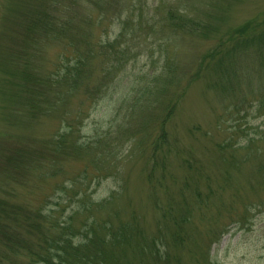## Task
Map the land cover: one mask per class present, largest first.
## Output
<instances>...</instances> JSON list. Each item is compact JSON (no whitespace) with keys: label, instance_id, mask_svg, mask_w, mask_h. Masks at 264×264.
Here are the masks:
<instances>
[{"label":"rangeland","instance_id":"374dc122","mask_svg":"<svg viewBox=\"0 0 264 264\" xmlns=\"http://www.w3.org/2000/svg\"><path fill=\"white\" fill-rule=\"evenodd\" d=\"M106 6L0 0V217L21 235L13 243L32 242L26 217L84 204L83 219L130 220L156 241L114 248V264H264V42L236 46L264 33V0ZM170 12L200 25L169 22ZM82 14L98 50L109 41L122 53L110 49L120 60L108 79L101 63L79 86ZM160 131L166 144L154 152ZM105 231L97 236L109 240Z\"/></svg>","mask_w":264,"mask_h":264},{"label":"trees","instance_id":"16d2710c","mask_svg":"<svg viewBox=\"0 0 264 264\" xmlns=\"http://www.w3.org/2000/svg\"><path fill=\"white\" fill-rule=\"evenodd\" d=\"M106 1L107 0H79V7H81L82 12L96 10H99L98 12H101L105 9V7H107ZM176 16L177 14H173L172 12H170L167 20L169 22H179L177 21V19L182 20V16L186 18V15H179L178 17ZM141 17L142 16L140 15L139 19ZM184 22H191L195 26L200 25L196 21H191V19L189 18H186ZM92 23L93 22L91 16L82 14L79 18V60H74V65L79 69V86L82 82L85 83L84 85H87V77L92 76L91 79H93L95 69H97L98 67L99 71V64L101 63L103 64V68L101 70L102 79H108L112 72L111 70H113V68L115 67L114 64L116 63V61L120 60L119 58L115 60L111 57L109 51L110 49H114L111 47L109 41L101 44L100 50H98V44L94 42L92 31L90 29V25ZM129 23H132L131 18H129L126 22V24ZM146 23H148L147 20ZM121 38L125 39L123 35H121ZM263 39L264 33H260L255 37L239 42L236 46L242 47L243 45H245V42L249 43L251 40H253V42L255 43L263 44ZM114 53L117 57L121 55L122 52L116 51ZM30 54L31 53H28L27 50H25L23 58L29 61H33L31 57H33L34 55L33 53L31 55ZM211 55H213V53H211ZM100 59L102 60V62L99 63ZM97 61L98 65H96ZM25 78L26 76L24 73L22 81H24ZM71 87L72 86H69V89ZM95 87L97 89V83H95ZM223 88L224 87H222L220 91L222 97L224 96ZM69 92H72V90L70 89ZM93 92H95V90H93ZM28 93L30 94L29 91ZM147 100L149 101L148 98ZM163 110L164 106L162 107V111ZM153 115L154 113L149 114V116L151 117ZM153 118H156V115ZM155 137L153 141L155 140ZM155 142L157 143V147H153L154 152H156L159 147L162 148L166 144L164 133L160 131V134L156 138ZM230 146L231 142H226L224 148H229ZM219 147L220 149H222L223 144H221ZM86 148L90 150L92 149V147L89 145H87ZM163 161L165 162V159H162L160 163H162ZM156 163L157 162L154 161V163H152V166H156ZM211 191L212 190H210L209 192L211 193ZM71 192L73 193V190H71ZM89 198L88 201H92L89 200ZM103 207H105L104 202L94 205V209H101ZM86 210L90 209H85V205L81 204L77 209V215L75 214V212H72L66 215L60 213L59 215L52 217L51 215H44L40 212L38 217H26V219L24 220L25 224L23 225L24 231L28 235H33V240L28 247L13 243L18 238L20 239L21 235H18L15 230L10 227L7 220L5 218V220H3L1 216L0 264H107L109 259L111 260L113 256L112 250L121 245L135 250H138L139 248L143 251L145 249H148L149 251L148 246L155 248L156 241L151 240L147 242L145 240L144 233L140 230L139 226H133L132 224H130V220L125 221L124 223H120L116 227H113L111 225V222H109L108 217V219L104 221L102 225H100L95 223L94 220L91 221L90 218L93 219L91 213H87L84 219L82 218L84 214L83 211L85 212ZM188 213L189 210L187 207H185V212L180 214V216L182 217L181 222L189 219ZM90 214V218L87 219ZM78 216L79 225L77 226L75 224V221ZM176 222L178 223L177 220ZM177 225L178 224H176L175 227H177ZM182 228V226L178 225V233L174 235L173 240L184 244L185 239H182V235L185 237L186 234L184 233L185 230L183 231ZM99 229H104L106 230L105 232L109 233V240H106L103 237L99 238L97 236V232ZM12 239L14 240L12 241ZM134 241L137 242V245L134 244ZM5 248H9L10 252L5 254ZM136 253L141 252L137 251ZM14 256H16V260L13 259ZM143 256L145 255L143 254ZM111 263H113L112 260Z\"/></svg>","mask_w":264,"mask_h":264}]
</instances>
